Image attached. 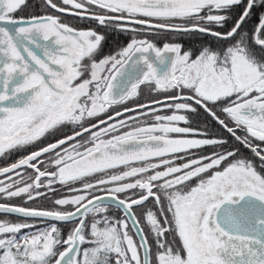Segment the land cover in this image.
<instances>
[{"label": "snow or ice", "instance_id": "obj_1", "mask_svg": "<svg viewBox=\"0 0 264 264\" xmlns=\"http://www.w3.org/2000/svg\"><path fill=\"white\" fill-rule=\"evenodd\" d=\"M0 264H264V0H0Z\"/></svg>", "mask_w": 264, "mask_h": 264}, {"label": "trees", "instance_id": "obj_2", "mask_svg": "<svg viewBox=\"0 0 264 264\" xmlns=\"http://www.w3.org/2000/svg\"><path fill=\"white\" fill-rule=\"evenodd\" d=\"M130 38H131V34H130ZM205 39H206L205 37L197 36V35L180 37V36H170L169 34L161 33L158 43H159V46H162L164 42L175 41V42L182 43L185 49H189V48H199L201 46V42L204 41ZM207 39L211 40L210 37H208ZM210 131L214 132L215 130L210 129ZM28 206H30V204Z\"/></svg>", "mask_w": 264, "mask_h": 264}, {"label": "flooded vegetation", "instance_id": "obj_3", "mask_svg": "<svg viewBox=\"0 0 264 264\" xmlns=\"http://www.w3.org/2000/svg\"><path fill=\"white\" fill-rule=\"evenodd\" d=\"M73 22V21H72ZM73 23H75V24H77L78 26H80V25H82L84 22H81V21H79V22H73ZM130 34H128V33H124V34H119V33H117V34H113V35H110L109 37H108V39H107V41H109L110 43L112 42V41H114L115 39H117V44L119 45V46H125L126 45V43L127 42H129L130 41ZM119 46H116V44L114 43V45L113 46H111V47H108V48H105V50H106V52H112V50L111 49H113V50H117L118 48H119ZM162 47V46H161ZM147 97H145V99H146ZM12 203H21V201H19V200H14V201H12ZM41 204H43V206H47V204H46V202H41ZM30 206L31 207H39V206H41V205H39V204H30Z\"/></svg>", "mask_w": 264, "mask_h": 264}, {"label": "rangeland", "instance_id": "obj_4", "mask_svg": "<svg viewBox=\"0 0 264 264\" xmlns=\"http://www.w3.org/2000/svg\"><path fill=\"white\" fill-rule=\"evenodd\" d=\"M73 22H79V21L73 20ZM116 42H117V39H115V40L112 41L111 43H110L109 41H107V44H106L105 48H108V47L113 46L114 43L116 44V46H119ZM119 47H121V46H119ZM111 50H112V51H115V50H113V49H111Z\"/></svg>", "mask_w": 264, "mask_h": 264}]
</instances>
